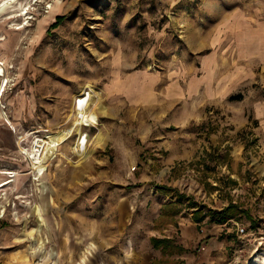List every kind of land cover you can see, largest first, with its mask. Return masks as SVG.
<instances>
[{
  "label": "rangeland",
  "instance_id": "obj_1",
  "mask_svg": "<svg viewBox=\"0 0 264 264\" xmlns=\"http://www.w3.org/2000/svg\"><path fill=\"white\" fill-rule=\"evenodd\" d=\"M27 2L26 15L0 21V185L9 181L0 186V264H264L263 59L244 56L234 79L236 33L264 24V0L15 8ZM205 57L216 63L203 71ZM134 71L156 72L162 97L172 78H210L221 97L192 120L195 158L170 167L158 160L163 148L146 147L174 113L165 100L163 117L147 120L106 92ZM138 111L154 131L147 138Z\"/></svg>",
  "mask_w": 264,
  "mask_h": 264
},
{
  "label": "crops",
  "instance_id": "obj_2",
  "mask_svg": "<svg viewBox=\"0 0 264 264\" xmlns=\"http://www.w3.org/2000/svg\"><path fill=\"white\" fill-rule=\"evenodd\" d=\"M241 31L242 30H238L236 33V40L234 42L235 52L236 54L238 53L240 57L236 65V78H234L237 81L242 78V61L244 56L251 63L256 59H263L264 61V24L259 22L256 28H254V31H250L249 34ZM214 63H216L215 59L212 60L210 57H205L201 62V68L203 71H206L209 67L213 66ZM194 71L197 72V70ZM119 78H122V80H119L117 85L112 82V85L107 86L106 92L113 96H117L123 103L133 105V110L142 107L145 109L144 115H146V118L149 117L148 115H154L155 118L160 119L163 117L162 114L164 112L160 107L158 108V102L160 100H165L166 102L163 108L172 109V112H174L171 117L166 119L167 122L164 123L165 126L160 129L158 128L160 131L159 138H156V140H145L146 147L155 145L164 149L162 159L158 160L172 167L180 160H191L195 158L199 144L195 138L196 129L193 126V122L198 119L199 115L204 114L206 106L212 98L221 97L220 93L216 94L215 89H213L210 78H207L204 73L202 75L194 73L191 78H188V80L184 82L185 85L183 86L179 78L176 81H174V78H172L173 80H167L164 86V91L167 95L164 94V97H162V94L159 92V88H162L163 81L156 72L134 71L132 73L119 75ZM226 93L227 90H222L221 92L223 97L226 96ZM178 94L180 96L183 95L182 97L186 99L181 100L182 97H178ZM242 98L243 97L240 99ZM180 101L186 102L179 104ZM167 104H170V106L167 107ZM173 104H176L174 108ZM144 115L143 112L139 111L135 113L137 123L140 124V127L138 124L139 134L143 136V138H147L154 131L147 125ZM172 117H175L176 121H169ZM147 120L149 119L147 118ZM172 125H174V127ZM169 126L172 127V129H169ZM97 138H99L100 142L101 133ZM147 148L151 150V147ZM139 151L140 150H138V152ZM146 152L151 155L149 150ZM159 155H161L160 151ZM137 158L139 157L136 155V159ZM190 228L191 227H189V230H191Z\"/></svg>",
  "mask_w": 264,
  "mask_h": 264
},
{
  "label": "bare ground",
  "instance_id": "obj_3",
  "mask_svg": "<svg viewBox=\"0 0 264 264\" xmlns=\"http://www.w3.org/2000/svg\"><path fill=\"white\" fill-rule=\"evenodd\" d=\"M19 0H0V12H2L0 14V21L4 24L6 21H11V19H14L16 16L18 15H26L28 13V9L30 8L28 2L23 4V6H21L19 9L18 8H15L16 4L18 3ZM54 4H50L49 6L52 7V11L53 9L56 8V6L53 7ZM14 7V8H12ZM8 8V9H6ZM5 10V11H4ZM51 11V10H50ZM51 11V12H52ZM21 22H12V23H8V25H10L11 29H15V30H18V29H22L26 26V24L28 22H25L23 24H20ZM6 38L5 36H0V39H4ZM84 147V143L83 144H79L78 148L82 149ZM9 181L5 180L1 183L0 186H3V185H6L8 184ZM260 259V256L257 255L256 257H253V262L254 263H257Z\"/></svg>",
  "mask_w": 264,
  "mask_h": 264
},
{
  "label": "trees",
  "instance_id": "obj_4",
  "mask_svg": "<svg viewBox=\"0 0 264 264\" xmlns=\"http://www.w3.org/2000/svg\"><path fill=\"white\" fill-rule=\"evenodd\" d=\"M62 19H63V16H60V15H59V16H58V19L52 24V26H56V25H58L59 22H61ZM241 97H242V94H237V95L233 96L232 98L240 99ZM230 208H231V206H228V207L224 210V213L228 212ZM209 211H211V209H210ZM206 214H207V213L203 212V213H201L200 215H197V219H202ZM225 217H226V215H224L223 218H220V220L224 219ZM152 240H153V243H154L155 245H159V244H161V243H163V242L168 241L167 239H162V238H157V237H153Z\"/></svg>",
  "mask_w": 264,
  "mask_h": 264
},
{
  "label": "built area",
  "instance_id": "obj_5",
  "mask_svg": "<svg viewBox=\"0 0 264 264\" xmlns=\"http://www.w3.org/2000/svg\"><path fill=\"white\" fill-rule=\"evenodd\" d=\"M29 16H30V15H29ZM27 18H28V17H27ZM28 19H30V18H28ZM27 21H29V20H27ZM0 65H2L3 67H5V61L0 60ZM2 73H3V71L0 72V74H2ZM240 230L243 231V228H240Z\"/></svg>",
  "mask_w": 264,
  "mask_h": 264
}]
</instances>
